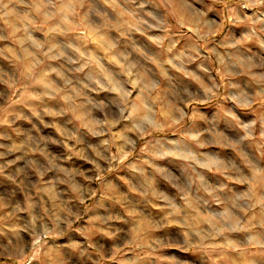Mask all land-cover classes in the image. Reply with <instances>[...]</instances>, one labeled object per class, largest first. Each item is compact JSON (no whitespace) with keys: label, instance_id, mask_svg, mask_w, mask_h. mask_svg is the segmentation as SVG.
Segmentation results:
<instances>
[{"label":"rangeland","instance_id":"1","mask_svg":"<svg viewBox=\"0 0 264 264\" xmlns=\"http://www.w3.org/2000/svg\"><path fill=\"white\" fill-rule=\"evenodd\" d=\"M0 264H264V0H0Z\"/></svg>","mask_w":264,"mask_h":264}]
</instances>
